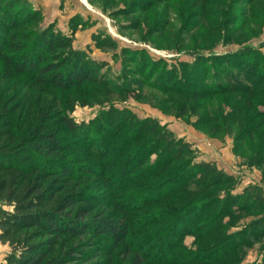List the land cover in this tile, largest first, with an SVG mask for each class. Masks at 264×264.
<instances>
[{
    "label": "rangeland",
    "instance_id": "1",
    "mask_svg": "<svg viewBox=\"0 0 264 264\" xmlns=\"http://www.w3.org/2000/svg\"><path fill=\"white\" fill-rule=\"evenodd\" d=\"M23 1L22 8L18 1L12 5L11 0H0V21L7 22L11 15L26 21L29 15L33 17L19 29L28 38L25 45L33 50L42 30L72 38L73 49L98 65L105 80L67 90L45 87L29 76L10 72L0 56V104L9 106L13 124L14 138L8 140L18 143L20 137L28 135L35 117L48 111L49 123L58 135L73 144L67 156L85 167L82 173L90 191L109 196L111 190L102 187L105 177L112 175L122 182L119 173H114L118 166H109L128 159L123 156L126 150L136 151L141 146L126 145L134 141L130 137L135 133L133 125L126 122L154 120L194 151L176 165L212 163L218 172L232 178V183L220 188L222 199L246 195L253 187L264 198V0ZM104 39L110 41L99 48L96 40ZM13 53L7 50L5 55ZM64 119L84 128L71 132ZM134 159L141 170L151 172L155 166L156 157L150 158L145 151ZM166 175L156 176L139 188L131 186L126 193L150 190ZM184 205L151 203L144 211L132 214L141 223L148 221V216L161 217L152 225L142 223L145 228L131 226L126 235L132 249L129 259L140 251L145 264H154L151 260L165 255H172V262L178 263L188 253L215 248L242 231L236 251L208 264H264V231L248 232L247 226L264 219V210L258 209L218 221L214 217L216 206L193 227V232L203 233L180 239L171 253L170 243L164 239L167 234L187 230V221L172 228L173 214L163 219L167 211ZM248 236L253 237L249 243ZM61 241L67 242V249L76 248L72 264H85V256L112 247L111 258L101 255V260L129 264L120 254L121 247L109 238L66 237ZM8 252L10 249L0 242V264L5 263ZM188 262L205 264L198 259Z\"/></svg>",
    "mask_w": 264,
    "mask_h": 264
},
{
    "label": "trees",
    "instance_id": "2",
    "mask_svg": "<svg viewBox=\"0 0 264 264\" xmlns=\"http://www.w3.org/2000/svg\"><path fill=\"white\" fill-rule=\"evenodd\" d=\"M15 1H18V7L24 4L23 0H11L10 4L13 5ZM11 12L9 11V14H13ZM19 12L18 15H21ZM22 12L27 14L28 11ZM27 18L29 21L22 16L11 15L7 22L0 21V56L10 72L29 76L34 82L45 87L66 90L86 83L102 84L105 78L102 80L104 75L101 74L99 66L90 63L81 52L73 49L72 38L55 34L52 30H42L38 33L36 49L25 45L24 41L28 38L24 33H20L19 29L23 22L29 23L33 17L29 15ZM109 41L110 39L96 40L99 48ZM7 50L14 52L13 55H5ZM59 51L63 53H58ZM46 62L48 64L44 65ZM105 90L109 88L105 86ZM11 118L9 106L1 103L0 242L10 249L4 264H72L76 248L67 249V242H62L61 238L75 239L85 236L109 238L114 245L121 247L120 254L123 255L124 262L129 260V264H145L147 261L140 251H136L129 259L132 249L128 245L130 242L127 241L126 235L131 226L145 228L146 224L141 226L142 223L152 225L161 217L148 216V221L144 219L141 223L138 217L136 221V216H132L144 211L151 203H185L178 209L167 211L168 214L163 219L168 220L172 213L169 224L172 228L187 221V230L179 231L175 235H166L164 242L168 239L171 253L180 239L193 233H203L193 232V227L204 214L216 206L217 215L214 217L218 218V221L246 210H264V198L257 187L249 189L246 195H228V200L224 201L226 198H221L220 188L233 181L231 177L218 172L212 163L190 162L188 167L184 164L176 165L185 155L193 154L194 151L186 143L177 142L157 121L132 123V120L128 119L126 123L133 125L135 133L130 137V140L134 141H128L126 145L141 146L136 151L126 150L123 156L128 159L113 161V166H109V169L118 166V171L114 173H119L123 183L117 182L118 177H105L102 187L111 190V194L103 196L90 191L85 174L82 173L85 167L78 166L69 155L67 156L73 144L69 145L67 137L58 135L52 123H49L48 111L40 112L35 117L28 135L20 137L16 144L8 140V137H13ZM63 122L71 132L84 128V125H78L72 119H64ZM142 151L148 153L150 158L156 157L151 172H148L147 168L141 170V165H134V158ZM146 173L151 174L148 176ZM162 174H167L166 178L156 187L147 191L138 189L126 193L131 186L139 188ZM247 226L248 232L264 231V219ZM208 229L210 227L205 228L206 231ZM242 234V231L235 233L215 248L198 251L200 253H188L178 263L172 262V255L155 257L156 260L151 261L155 262L154 264H192L188 261L197 259L205 264L215 262L237 250ZM144 237L145 235L142 236ZM247 238L249 243L253 237ZM171 239L173 240L170 241ZM140 248L143 250L142 246ZM106 249L102 248L92 255L85 256L87 258L84 263L111 264L110 259L102 261L99 257L104 255L111 258L115 248Z\"/></svg>",
    "mask_w": 264,
    "mask_h": 264
}]
</instances>
